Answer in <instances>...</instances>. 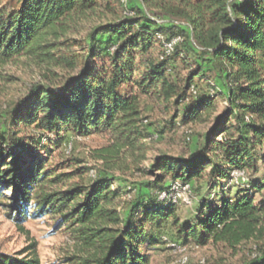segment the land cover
Instances as JSON below:
<instances>
[{
    "label": "trees",
    "instance_id": "trees-1",
    "mask_svg": "<svg viewBox=\"0 0 264 264\" xmlns=\"http://www.w3.org/2000/svg\"><path fill=\"white\" fill-rule=\"evenodd\" d=\"M21 58L44 80L0 129V205L20 231L30 214L52 216L74 242L66 264H150L146 249L163 236L200 247L264 244V177L231 182L234 170L257 173L260 161L264 169V0H0V68ZM143 98L173 106L175 127L216 113L204 144L136 167L156 134ZM68 133L108 136L88 181L81 160L52 161ZM134 167L152 179L125 190L115 173ZM205 178L221 195L195 223H181L159 193ZM36 247L0 252V264H41ZM245 264H264V251Z\"/></svg>",
    "mask_w": 264,
    "mask_h": 264
},
{
    "label": "rangeland",
    "instance_id": "rangeland-1",
    "mask_svg": "<svg viewBox=\"0 0 264 264\" xmlns=\"http://www.w3.org/2000/svg\"><path fill=\"white\" fill-rule=\"evenodd\" d=\"M9 1L2 0L3 3H9ZM43 80V71L30 64L25 58L0 68V129H4L7 111L27 94L32 84ZM223 106L224 102L218 99L217 112L222 111ZM183 108L184 105L179 107L180 113L183 112ZM142 112L143 117L148 120V129L154 131L157 137L147 140V146L143 152L144 158L136 165L140 169H148L153 159L162 153L188 156L204 144V134L211 128L216 115V113L211 115L207 120H189L175 127L173 124L175 108L173 106L166 108L147 98L142 99ZM108 144L106 134L79 137L68 133L65 143L61 145L59 153L55 154L52 161L79 159L85 167L96 174V166L100 165V162L95 159L96 153ZM68 145L70 151L66 153L65 148ZM258 167L257 173L247 170L246 176L254 180L263 179L264 169L261 161ZM88 173L89 171L84 175V181L90 179ZM115 174L124 179L125 190L134 184L152 179L150 176H142L135 167ZM237 181L241 180L237 179ZM194 185L191 194L185 196L189 202L181 200L176 207V215L181 223L186 221L195 223L201 205L217 202L222 193L220 187L212 189L210 180L206 178ZM226 191V195L233 198L238 190L235 187H229ZM258 200L259 195H256L255 201ZM23 227L28 233L20 231L6 216L4 207L0 205V252L13 254L24 249L30 241H36L41 264H66L65 258L76 251L71 234L65 227L55 228V219L50 215L35 217L30 214L23 223ZM166 229L170 231L169 228ZM168 236L171 235L168 234ZM182 246H184L183 249L179 251L168 246V243L164 241L153 244L146 249L150 255V264H178L182 257L186 258V264H245L253 255L264 251V244L254 240L234 247L225 243H209L202 247L189 243Z\"/></svg>",
    "mask_w": 264,
    "mask_h": 264
},
{
    "label": "built area",
    "instance_id": "built-area-1",
    "mask_svg": "<svg viewBox=\"0 0 264 264\" xmlns=\"http://www.w3.org/2000/svg\"><path fill=\"white\" fill-rule=\"evenodd\" d=\"M179 41H180L179 37H174L169 41H166L164 43V52L170 55L174 49V46ZM144 122H146V120ZM178 126H180L179 123ZM153 137H157V134H154ZM69 151H70V146L68 145V147L65 148V152L69 153ZM88 174L91 178L95 177V173L92 170H89ZM231 177H232L231 180L232 183L246 182L248 180L246 176V172L244 170L232 171ZM237 179H240L241 181L238 182ZM191 192H192V186L190 183H183L181 181H171L168 184V187L159 193V198L178 205L181 202V200H185V202H189V199L185 198V196L191 194ZM162 239L164 242L168 243V246L172 247L175 250L181 251V249H183L184 247L180 242L171 240L167 236H163ZM178 264H186V258L182 257L179 260Z\"/></svg>",
    "mask_w": 264,
    "mask_h": 264
}]
</instances>
